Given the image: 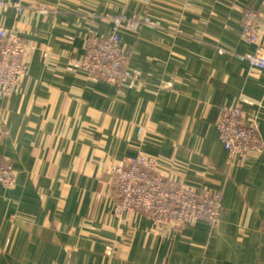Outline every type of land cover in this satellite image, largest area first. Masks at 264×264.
<instances>
[{"label":"crops","instance_id":"0c3cea01","mask_svg":"<svg viewBox=\"0 0 264 264\" xmlns=\"http://www.w3.org/2000/svg\"><path fill=\"white\" fill-rule=\"evenodd\" d=\"M2 1L26 72L0 98V164L14 179L0 185V264H264V70L236 56L254 49L242 13L264 15V0ZM119 13L136 22L119 29L130 85L69 64ZM225 106L255 121L259 150L228 156ZM136 151L170 186L220 191L218 223L158 228L143 209L116 213L108 168Z\"/></svg>","mask_w":264,"mask_h":264},{"label":"built area","instance_id":"2783aa9c","mask_svg":"<svg viewBox=\"0 0 264 264\" xmlns=\"http://www.w3.org/2000/svg\"><path fill=\"white\" fill-rule=\"evenodd\" d=\"M0 6H8L0 0ZM9 6L17 13L23 5L15 1ZM44 13L45 9H41ZM135 18L124 13L112 16L109 31L90 35L84 56L70 65L88 69L111 84L134 81V74L127 71L126 53L120 44L119 29H134ZM264 30V15L254 7L242 13L241 35L254 49L237 53V59L250 68L264 70V48L260 36ZM25 42L15 31L0 27V98H5L20 82L26 72L24 59ZM164 87L171 85L163 80ZM246 112L238 106L222 108L217 122L220 139L229 157L247 155L261 148L256 123L245 121ZM155 160L139 153L114 165L109 170V180L116 192L114 211L143 209L151 214L156 227L175 228L189 226L203 220L214 227L220 217L222 193L190 186H170L155 172ZM0 185L14 187L13 170L10 165L0 164Z\"/></svg>","mask_w":264,"mask_h":264},{"label":"rangeland","instance_id":"374dc122","mask_svg":"<svg viewBox=\"0 0 264 264\" xmlns=\"http://www.w3.org/2000/svg\"><path fill=\"white\" fill-rule=\"evenodd\" d=\"M253 122L255 123V121H253ZM139 153H142V152H140V151H136L135 153L130 154L125 160L127 161V159H129L130 157L135 156L136 154H139ZM143 154H144V153H143ZM146 156H148L149 158H153V159L155 160V162H156L155 157H153V156H151V155H147V154H146ZM125 160H123L122 162H119V163H114L112 166L123 164ZM155 165H156V164H155ZM112 166H110V167L108 168V176L110 175L109 170H110V168H111ZM110 182H111V181H110ZM217 192H220V191H217ZM114 198H117V197L115 196ZM222 198H223V197H222ZM114 203H115V202H114ZM113 207H114V205H113ZM221 207H222V199H221ZM221 211H222V210H221ZM220 214H221V212H220ZM179 226H182V225H179ZM183 227H184V226H183Z\"/></svg>","mask_w":264,"mask_h":264}]
</instances>
